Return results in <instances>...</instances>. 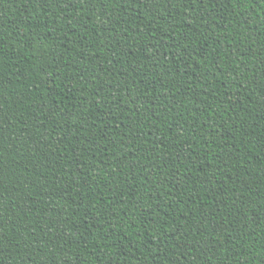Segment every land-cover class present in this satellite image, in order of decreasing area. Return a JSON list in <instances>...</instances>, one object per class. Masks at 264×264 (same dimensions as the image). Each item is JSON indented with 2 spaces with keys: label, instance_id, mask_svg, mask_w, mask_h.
<instances>
[{
  "label": "trees",
  "instance_id": "1",
  "mask_svg": "<svg viewBox=\"0 0 264 264\" xmlns=\"http://www.w3.org/2000/svg\"><path fill=\"white\" fill-rule=\"evenodd\" d=\"M0 264H264V0H0Z\"/></svg>",
  "mask_w": 264,
  "mask_h": 264
}]
</instances>
